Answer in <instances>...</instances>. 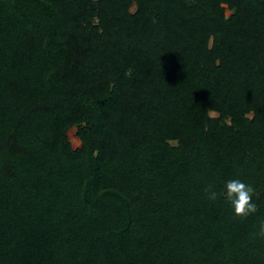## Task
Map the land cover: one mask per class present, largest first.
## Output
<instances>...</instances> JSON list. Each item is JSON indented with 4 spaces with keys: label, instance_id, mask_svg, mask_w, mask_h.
Here are the masks:
<instances>
[{
    "label": "trees",
    "instance_id": "obj_1",
    "mask_svg": "<svg viewBox=\"0 0 264 264\" xmlns=\"http://www.w3.org/2000/svg\"><path fill=\"white\" fill-rule=\"evenodd\" d=\"M260 220L264 0H0V264H264Z\"/></svg>",
    "mask_w": 264,
    "mask_h": 264
},
{
    "label": "clouds",
    "instance_id": "obj_2",
    "mask_svg": "<svg viewBox=\"0 0 264 264\" xmlns=\"http://www.w3.org/2000/svg\"><path fill=\"white\" fill-rule=\"evenodd\" d=\"M255 191L252 185L238 178L224 181L223 187L219 191L212 183L204 188L207 199L210 201L223 199L230 205L234 216L241 219H246L258 212V205L253 200ZM249 239L252 241L264 240V220L259 221L256 230L251 233Z\"/></svg>",
    "mask_w": 264,
    "mask_h": 264
},
{
    "label": "rangeland",
    "instance_id": "obj_3",
    "mask_svg": "<svg viewBox=\"0 0 264 264\" xmlns=\"http://www.w3.org/2000/svg\"><path fill=\"white\" fill-rule=\"evenodd\" d=\"M75 127L71 128L68 132V138L73 147H77L79 145V140L76 138L75 134Z\"/></svg>",
    "mask_w": 264,
    "mask_h": 264
}]
</instances>
